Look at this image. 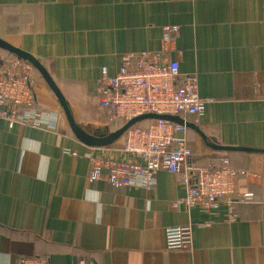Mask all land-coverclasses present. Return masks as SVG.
Wrapping results in <instances>:
<instances>
[{
	"label": "crops",
	"instance_id": "obj_1",
	"mask_svg": "<svg viewBox=\"0 0 264 264\" xmlns=\"http://www.w3.org/2000/svg\"><path fill=\"white\" fill-rule=\"evenodd\" d=\"M167 26L179 27L170 58L198 75L207 101L201 117L182 119L208 143L252 150L215 151L186 128L177 137L193 149L191 166L227 158L254 173L238 182L252 200L189 209L186 188L165 171L150 191L89 182L88 154L123 160L125 137L82 144L35 70L34 106L58 120L34 128L0 119V264H264V0H0V40L42 64L88 134L115 132L96 99L102 69L114 76L126 54L160 52ZM11 58L0 49V73ZM186 226L189 249L168 251L166 230Z\"/></svg>",
	"mask_w": 264,
	"mask_h": 264
},
{
	"label": "built area",
	"instance_id": "obj_2",
	"mask_svg": "<svg viewBox=\"0 0 264 264\" xmlns=\"http://www.w3.org/2000/svg\"><path fill=\"white\" fill-rule=\"evenodd\" d=\"M179 32L177 26L163 29L160 52L128 53L118 73L110 76L107 69L95 84L98 108L111 122L126 124L147 114L193 117L205 112L207 101L199 95L196 74H182L178 60L170 58ZM34 67L18 58L8 59L0 73V119L34 128H54L57 115L40 113L33 96ZM23 107L20 111L19 107ZM184 126L153 120L146 128L132 127L125 133L122 152L127 158H101L88 154V181L102 182L114 189L141 188L147 191L156 186V175L165 171L177 177L186 188L182 204L205 210L227 204L231 211L239 203L252 200L253 194L240 195L241 179L257 178L248 171L235 169L227 159L215 167H194L189 164L193 149L186 139L177 137ZM231 221L236 217L232 214ZM191 227H173L165 232L168 251H184L190 246ZM17 264H49L44 260L20 258ZM76 264H91L85 259Z\"/></svg>",
	"mask_w": 264,
	"mask_h": 264
},
{
	"label": "water",
	"instance_id": "obj_3",
	"mask_svg": "<svg viewBox=\"0 0 264 264\" xmlns=\"http://www.w3.org/2000/svg\"><path fill=\"white\" fill-rule=\"evenodd\" d=\"M0 49L8 52L9 54L15 56L16 58L20 60L28 62L34 67V69L39 73V75L42 77V79L47 84L50 91L54 94V96L58 100V103L63 109L66 119L68 121V124L70 126V129L75 135L76 139L89 148H104V147L111 146L115 142H117L120 138H122L129 129H131L132 127L136 126L137 124L141 122L153 121V120H164V121H168V122H172V123L184 126L185 128H190V129L195 130L203 138L207 146L215 151H224V152H229V151L251 152L252 151L249 149H236V148H230V147H222V146L216 145L215 143H208L206 140V137L200 132V130L196 126L186 122L184 119L177 117V116H161V115H156V114H147V115H143L141 117H138V118H135L129 121L121 129L113 133L108 134V133L95 132L93 134H88L83 130V128L80 125H78L75 122L68 102L62 95L56 83L53 81V79L50 77V75L47 73V71L44 69L42 64L37 59H35L31 55L19 49H16L6 44L2 40H0Z\"/></svg>",
	"mask_w": 264,
	"mask_h": 264
},
{
	"label": "trees",
	"instance_id": "obj_4",
	"mask_svg": "<svg viewBox=\"0 0 264 264\" xmlns=\"http://www.w3.org/2000/svg\"><path fill=\"white\" fill-rule=\"evenodd\" d=\"M11 56H12V57H15V56H13V55H11ZM15 58H16V57H15ZM150 122H152V121L141 122V123L137 124L136 127L146 128V127L149 126ZM111 123H113L114 127H116L117 130L121 129V128L126 124L125 122H121V121H115V122H111ZM123 137H125V135H124ZM120 139H121V138H120ZM192 157H193V156H192ZM192 157H191V158H192ZM225 159H227V158H225ZM227 160H228V159H227ZM228 161H229V160H228ZM229 163H230V161H229ZM189 164L191 165V159L189 160ZM230 166L233 167V166L231 165V163H230ZM194 167H195V165H194ZM196 167H197V166H196ZM233 168H235V167H233ZM235 169H237V168H235Z\"/></svg>",
	"mask_w": 264,
	"mask_h": 264
},
{
	"label": "rangeland",
	"instance_id": "obj_5",
	"mask_svg": "<svg viewBox=\"0 0 264 264\" xmlns=\"http://www.w3.org/2000/svg\"><path fill=\"white\" fill-rule=\"evenodd\" d=\"M105 124H106V126L109 127V129L111 131H117V129H116V127H114L113 123H111V122L108 121V122H105Z\"/></svg>",
	"mask_w": 264,
	"mask_h": 264
}]
</instances>
